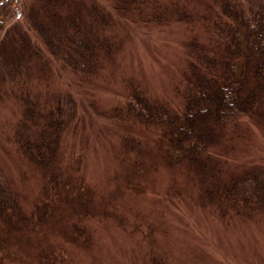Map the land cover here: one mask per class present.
Here are the masks:
<instances>
[{
	"label": "rangeland",
	"instance_id": "rangeland-1",
	"mask_svg": "<svg viewBox=\"0 0 264 264\" xmlns=\"http://www.w3.org/2000/svg\"><path fill=\"white\" fill-rule=\"evenodd\" d=\"M87 1L110 9L114 0ZM207 2H194L195 11L206 13ZM112 29L125 40L116 66L90 82L52 68L50 89L72 94L79 106L77 127L63 138L57 190L17 151L18 103L0 98V181L26 216L22 229L7 230L0 220V264H264V212L223 219L199 205L195 180L162 159L156 130L123 115L125 79L140 82L152 100L181 107L175 87L185 43L204 39L199 23L117 19ZM244 130L215 152L227 172L264 166V126Z\"/></svg>",
	"mask_w": 264,
	"mask_h": 264
},
{
	"label": "trees",
	"instance_id": "trees-1",
	"mask_svg": "<svg viewBox=\"0 0 264 264\" xmlns=\"http://www.w3.org/2000/svg\"><path fill=\"white\" fill-rule=\"evenodd\" d=\"M194 2L202 0H114L110 9L87 0H19L17 17L14 1L0 0V98L18 103L12 142L46 188H59L63 138L77 127L79 111L72 94L50 89L52 68L90 82L116 66L125 41L113 33L117 19L199 23L204 39L194 35L184 45L186 67L175 87L181 107L152 100L140 82L125 79L123 115L156 130L162 159L195 180L199 205L223 219L264 212V166L227 172L215 154L247 126H264V0H210L202 15ZM0 220L7 230L26 224L1 181Z\"/></svg>",
	"mask_w": 264,
	"mask_h": 264
}]
</instances>
